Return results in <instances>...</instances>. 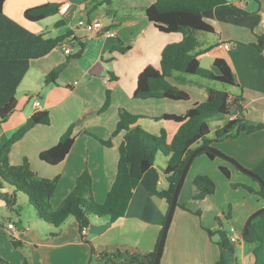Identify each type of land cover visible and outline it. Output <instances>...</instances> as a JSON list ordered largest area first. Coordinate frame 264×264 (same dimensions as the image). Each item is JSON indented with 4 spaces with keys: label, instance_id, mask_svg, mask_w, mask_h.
I'll list each match as a JSON object with an SVG mask.
<instances>
[{
    "label": "crops",
    "instance_id": "0c3cea01",
    "mask_svg": "<svg viewBox=\"0 0 264 264\" xmlns=\"http://www.w3.org/2000/svg\"><path fill=\"white\" fill-rule=\"evenodd\" d=\"M92 1L6 0L3 6L7 16L34 33L54 38L70 32V37L62 45L41 58L31 60L18 88L0 87V107L13 98L17 100L15 111L0 127V148L33 114L44 110L50 113V124L35 125L14 143L9 161L18 165L27 159L38 176L59 177L51 199L55 208L73 190L78 176L85 170L92 176L94 200L102 203L106 199L116 178L119 146L125 132L114 137L110 147L103 145L95 136L102 139L111 136L120 108L143 116L138 124L153 134L159 135L162 129H166L170 141L180 124L156 121L154 117L165 113L183 115L207 98L209 81H216L186 75L187 82L178 85L190 95L187 101L134 99L139 74L148 65L159 68L163 49L170 43L181 41L183 34L162 32L148 19L145 9L153 3L152 0H112L111 6H100L89 14L86 6ZM47 2L59 3L60 12L38 22L25 18L28 8ZM66 4H69L68 8L62 11ZM108 8L114 11L110 17L107 16ZM203 15L215 32L211 33L214 35L212 38L203 32L197 33L203 37L199 38V49L206 50L199 56L201 66L219 74L215 60L224 58L232 67L238 84L234 86V93L228 92L232 98L238 94L243 96L245 122L264 123V67L255 46L256 35H264V0H233L230 8L209 9ZM76 19L77 22L74 21ZM94 19H100L105 30H115L116 35L109 36L104 31L91 35L78 26L80 21ZM60 21H65V24L57 26ZM81 42L85 44L82 55L78 59H68L79 49ZM64 44L71 47V53L64 52ZM119 48L127 50L122 52ZM64 62L66 66L57 83L45 84V77ZM108 91L111 92V106L101 114L86 117L75 128V141L65 159L56 165L42 161L40 153L55 146L75 121L99 110ZM37 100L39 106L35 104ZM232 112L231 117L221 120L211 131L237 116L235 108ZM147 121L159 124L148 126ZM212 146L264 178V129L242 132ZM167 161L168 157L157 156L153 167L135 188L125 216L115 222L93 217L86 234L80 231L74 217L57 229L39 219L37 212H34L36 218L31 219L29 214L9 210L0 198V256L11 264H24L25 260L29 264H92L94 257L99 264L101 253L117 250L144 257L155 249L169 211L166 199L155 194V190L168 187L164 175ZM221 166L228 168L230 178L221 171ZM242 172L219 156L212 159L207 154H200L193 159L178 198V203L188 209L176 207L160 264H217L221 258L227 264H254L251 245L240 243L234 252L222 253L216 239H212L207 231L218 227L217 218L220 217L228 225L224 228L234 237L235 230L241 229L253 213L264 208L263 197L232 185L243 183L260 189V183L255 179L249 180ZM199 174L209 175L216 184L215 193L204 199L194 198L197 188L193 179ZM160 178L164 179L163 186L157 184ZM4 191L12 190L5 188ZM17 199L19 203V193ZM228 212L231 217L226 219ZM10 222L17 227L14 237L8 229ZM19 223L23 224V229L18 228ZM54 232L58 235L52 236ZM12 239L22 242V245L14 246Z\"/></svg>",
    "mask_w": 264,
    "mask_h": 264
},
{
    "label": "trees",
    "instance_id": "16d2710c",
    "mask_svg": "<svg viewBox=\"0 0 264 264\" xmlns=\"http://www.w3.org/2000/svg\"><path fill=\"white\" fill-rule=\"evenodd\" d=\"M5 1L0 0V87L16 89L29 70L31 60L41 58L62 45L70 37V32L54 38L46 37L43 33H34L4 13ZM152 1L153 3L145 9L148 19L162 32L182 33L183 39L170 43L163 49L159 68L148 65L143 69L139 74L137 87L133 93L134 99L187 101L190 99V95L178 85L187 82L186 75H199L231 86H238L235 73L224 58L215 60L219 74L201 66L199 56L206 50L199 49L200 41L197 36L198 32H215L214 27L204 19V12L209 9L230 8L233 0ZM103 5L111 6L112 0H93L86 6L87 12L90 14ZM60 6L59 3L47 2L28 8L24 15L27 20L38 22L57 15L60 12ZM113 13V10L107 9L108 17ZM64 24L65 21H60L57 26ZM79 45V49L70 54L68 59H78L82 55L85 44L81 42ZM255 46L260 53V63L264 67V35H256ZM119 49L122 52L127 50V48ZM65 66L66 62L55 67L45 77V84L57 83L59 74ZM171 80L177 84L172 83ZM243 100L241 94L232 98L228 91L207 87V98L189 108L183 115L165 113L154 117L155 120L174 121L180 124L170 141L167 139L166 129H162L159 135L153 134L138 124V120L143 116L134 114L126 108H120L117 125L111 136L108 139L95 136L103 145L110 147L113 145L114 137L125 132L119 146L116 178L106 199L102 203L94 200L92 176L88 170H85L78 176L73 190L56 208L53 207L51 199L57 189L59 177L49 179L38 176L27 159L18 165H13L9 161V153L15 142L35 125L50 124L49 111H38L8 137L0 148V198L9 210L20 213L21 205L18 203L17 194L24 193L28 203L35 208L39 219L59 229L70 217H74L82 232L90 225L93 217L115 222L125 216L135 188L143 175L153 167L157 156L162 154L168 157L164 174L168 181V187L155 190V194L166 199L170 207L182 171L197 148L212 146L213 143L237 136L242 132L253 133L264 129V123L247 124L245 122ZM111 102V92L108 91L103 106L71 124L55 146L40 153L41 160L50 165L62 162L75 141V128L81 125L86 117L107 111ZM16 107L17 100L15 98L0 107V127ZM233 108L238 111L237 116L225 125L216 128L213 136H210V120L218 116L231 117ZM200 154H207L212 159L218 157L207 151H200L195 157ZM220 168L228 178L231 177L226 166ZM247 171L260 177L250 169ZM253 179L260 183L259 190L243 183H233L232 185L234 187L242 186L264 198V180L262 178L258 180L255 177ZM193 183L197 188L195 199H204L216 191V184L209 175L199 174L193 179ZM5 188H10L12 191H4ZM177 206L188 209L179 203ZM230 217V212H228L225 218L229 219ZM217 224V228L207 229V231L212 239H216L222 253L234 252L240 243H247L252 246L255 257L254 264H264V208L253 213L241 229L234 231L236 241L232 240L220 217L217 218ZM51 235L56 236L58 233L54 232ZM160 238L161 235L155 249L144 257L139 258V256L128 252L123 253L117 250L114 253H101L99 264H120V260L123 258L125 264H154ZM12 243L16 247L22 245V242L16 239H12ZM0 264L11 263L0 256ZM24 264L29 263L25 260ZM217 264L227 263L224 258H221Z\"/></svg>",
    "mask_w": 264,
    "mask_h": 264
},
{
    "label": "water",
    "instance_id": "95a60500",
    "mask_svg": "<svg viewBox=\"0 0 264 264\" xmlns=\"http://www.w3.org/2000/svg\"><path fill=\"white\" fill-rule=\"evenodd\" d=\"M200 151L212 152V153L216 154L217 156L222 157V158L230 161L231 163H233L236 167H238L243 172H246V173L250 174L251 176L255 177L256 179L261 180L260 177H258L256 175L250 173L249 171H247V169L244 168L237 160H235L234 158H232V157L228 156L227 154L223 153L222 151H220L219 149L215 148L214 146H201V147L197 148L193 152V154L190 156L189 160L187 161V163H186V165H185V167H184V169L182 171L181 177H180V179H179V181H178V183L176 185L175 192H174V195H173V199H172V202L170 204L169 211H168V214H167V217H166V220H165V224H164V227H163V230H162L161 238H160V241H159V244H158V247H157V252H156V255H155L154 264H160V260H161V257H162L163 251H164V246H165V241H166V237H167V232L169 230L170 223L172 221L175 209L177 207L179 194H180L182 186H183V184L185 182L187 173L189 171V167H190L193 159L195 158L196 154L198 152H200ZM18 228L19 229H23V224L19 223L18 224Z\"/></svg>",
    "mask_w": 264,
    "mask_h": 264
},
{
    "label": "rangeland",
    "instance_id": "374dc122",
    "mask_svg": "<svg viewBox=\"0 0 264 264\" xmlns=\"http://www.w3.org/2000/svg\"><path fill=\"white\" fill-rule=\"evenodd\" d=\"M53 18H55V17H53ZM75 22H77L78 20L76 19V20H74ZM52 28H54V26L53 27H51V29ZM205 36H210V38H212V36H214V35H212L211 33H205ZM198 38H203L202 36L201 37H199L198 36ZM105 61H109V60H105ZM203 64L204 65H206V61L204 60V62H203ZM194 77H197V78H203V77H201V76H199V75H193ZM207 79V78H206ZM208 80V79H207ZM209 82H211V83H209L208 85V87H215V88H218V89H221V90H225V91H229V92H231V93H234L235 91V88H234V86H231V85H228V84H225V83H222V82H219V81H209ZM226 117L225 116H218V117H216V118H212L211 120H210V126H211V129H213V128H215V127H217V125L221 122V120H223V119H225ZM156 121H159V120H156ZM159 123L157 122V123H155V121L153 122V121H147V125L148 126H153V125H158ZM213 134H214V132H212L211 131V134H210V136H213ZM216 148V147H215ZM217 149H219V148H217ZM220 150V149H219ZM221 151V150H220ZM223 152V151H222ZM223 153H225V152H223ZM228 155V154H227ZM221 158V157H220ZM239 162V161H238ZM240 163V162H239ZM241 164V163H240ZM242 165V164H241ZM243 167H245L244 165H242ZM245 168H247V167H245ZM247 169H249V168H247ZM254 172V171H253ZM243 173V172H242ZM256 174H257V172H255ZM245 174V173H244ZM259 175V174H258ZM245 176L249 179V180H254L253 179V177H251V176H249V175H247V174H245ZM260 176V175H259ZM261 178H263L262 176H260ZM263 180H264V178H263ZM255 181V180H254ZM256 183L258 182V181H255ZM259 183V182H258ZM240 187H242V186H240ZM244 188V187H243ZM246 189V188H245ZM247 190V189H246ZM249 191V190H248ZM247 192V191H246ZM20 194V197H21V199H20V201H19V204L21 205L20 207H21V212H22V214H29V216L31 217V219H35L36 217H34V212H36V210H35V208L32 206V205H30L29 203H28V201H27V197H26V195L24 194V193H19ZM249 194H256V193H253V192H251V191H249ZM32 215V216H31ZM28 216V217H29ZM14 218H16V219H18L16 216H14ZM4 221V220H3ZM223 223H224V227H226V228H228L227 226V223H226V221L223 219ZM225 228V229H226ZM130 257V256H129ZM121 263L120 264H125L124 262L122 263V261H120ZM92 264H97V258L96 257H94L93 258V260H92V262H91Z\"/></svg>",
    "mask_w": 264,
    "mask_h": 264
},
{
    "label": "built area",
    "instance_id": "2783aa9c",
    "mask_svg": "<svg viewBox=\"0 0 264 264\" xmlns=\"http://www.w3.org/2000/svg\"><path fill=\"white\" fill-rule=\"evenodd\" d=\"M68 6H69V4L64 5L61 10L65 11L68 8ZM78 26L86 29L91 35H97V34L103 32V31H104V33L108 34L109 36H115L116 35V31L115 30H105L104 24H103V22L100 19H94V20H92L90 22H88V21H80ZM63 50L67 54L71 53V47L69 45L64 44ZM35 104H36V106H39L40 105L39 100H37L35 102ZM157 184L159 186H163L164 179L163 178L158 179L157 180ZM8 229L11 230V235L13 237L16 236L17 227H16L15 223L10 222L8 224ZM82 233L86 234V228L83 229ZM232 240L236 241L237 240L236 236L232 237Z\"/></svg>",
    "mask_w": 264,
    "mask_h": 264
}]
</instances>
